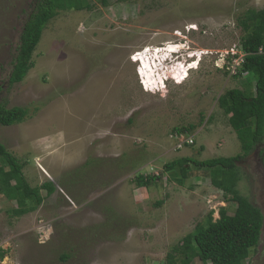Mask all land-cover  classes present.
Listing matches in <instances>:
<instances>
[{
	"label": "rangeland",
	"instance_id": "rangeland-1",
	"mask_svg": "<svg viewBox=\"0 0 264 264\" xmlns=\"http://www.w3.org/2000/svg\"><path fill=\"white\" fill-rule=\"evenodd\" d=\"M33 1L0 0V104L28 112L0 124V143L41 202L14 215L18 203L0 193V264H165L197 223L235 206L209 168L185 164L178 180L165 164L242 154L217 100L231 88L254 90L252 73L237 75L245 54L237 19L264 0H91V9L62 10L48 22L34 66L10 84ZM144 52L149 83L136 56ZM259 149L264 142L236 163L238 194L263 214L250 264H264ZM138 175L154 178L138 187Z\"/></svg>",
	"mask_w": 264,
	"mask_h": 264
},
{
	"label": "trees",
	"instance_id": "trees-1",
	"mask_svg": "<svg viewBox=\"0 0 264 264\" xmlns=\"http://www.w3.org/2000/svg\"><path fill=\"white\" fill-rule=\"evenodd\" d=\"M94 1L104 6L109 3V0ZM91 3V0H34L23 22L8 77L9 83L21 82L34 66L33 53L42 32L59 11L91 9ZM237 21L244 30L240 42L245 53L237 75L242 72L252 73L255 78L254 90L251 95L245 96L242 89H228L219 96L217 103L240 142L242 154L204 160L180 157L165 164V168L176 175L178 180L186 175L185 164L209 168L212 185L231 195L235 206L230 213L223 211L215 221L209 214L205 222L197 223L193 231L171 247L166 254L165 264H250L248 259L251 250L257 246L261 235V210L246 197L239 195L235 185L239 178L236 163L264 142V8L248 9ZM27 113L25 107L7 108L0 104V124L22 122ZM193 127H174L173 131L182 133ZM258 152L261 155L264 150L259 149ZM21 169L22 164L0 143V193L8 190L9 194L5 196L18 203V207L12 208L14 215L33 210L41 202L39 189L29 187ZM153 178L154 176L138 175L135 183L138 187H143ZM42 186L48 193L54 190L51 182L43 183ZM2 257L1 252L0 258Z\"/></svg>",
	"mask_w": 264,
	"mask_h": 264
},
{
	"label": "bare ground",
	"instance_id": "bare-ground-1",
	"mask_svg": "<svg viewBox=\"0 0 264 264\" xmlns=\"http://www.w3.org/2000/svg\"><path fill=\"white\" fill-rule=\"evenodd\" d=\"M178 45V44H177ZM177 45H173V46H169V47H171V48H168V49H166L167 51H170V52H174V50H177L178 48H179V46H177ZM182 46V45H181ZM171 55V54H170ZM137 56V59L138 60H140V59H143V57H140L139 55H136ZM144 60V59H143ZM150 64V67L148 68V64L146 65V66H144V64L142 63V69H140L139 70V73L141 72V75L143 76V78L145 79V81H146V83H149V81L151 80V71H153V66L151 65V63H149ZM145 69H146V71H145ZM148 69H149V71H148ZM155 76V75H154ZM153 81H151V83H152ZM159 83H164V81L161 79L159 82H158V84Z\"/></svg>",
	"mask_w": 264,
	"mask_h": 264
},
{
	"label": "clouds",
	"instance_id": "clouds-1",
	"mask_svg": "<svg viewBox=\"0 0 264 264\" xmlns=\"http://www.w3.org/2000/svg\"><path fill=\"white\" fill-rule=\"evenodd\" d=\"M155 49H153V51H154ZM153 54H156L157 55V53H155V51L153 52ZM143 58H145L144 59V61L146 62V61H148L149 62V56L148 55H146V56H143ZM166 58H164V59H162L163 61L165 60Z\"/></svg>",
	"mask_w": 264,
	"mask_h": 264
},
{
	"label": "water",
	"instance_id": "water-1",
	"mask_svg": "<svg viewBox=\"0 0 264 264\" xmlns=\"http://www.w3.org/2000/svg\"><path fill=\"white\" fill-rule=\"evenodd\" d=\"M143 54H144L143 56H146L145 52H144ZM139 63H140V64H142V63H143V64H146V63H148V65H149V62H148V61H146V62H145V61H143V59H142V60H140V61H139Z\"/></svg>",
	"mask_w": 264,
	"mask_h": 264
},
{
	"label": "built area",
	"instance_id": "built-area-1",
	"mask_svg": "<svg viewBox=\"0 0 264 264\" xmlns=\"http://www.w3.org/2000/svg\"><path fill=\"white\" fill-rule=\"evenodd\" d=\"M160 49H161V48H160ZM241 58H243V56H242ZM241 61H242V59L239 61V63H240ZM239 63H238V64H239Z\"/></svg>",
	"mask_w": 264,
	"mask_h": 264
}]
</instances>
